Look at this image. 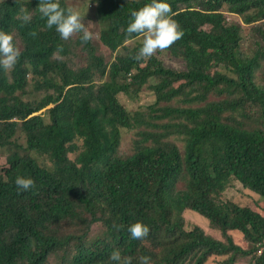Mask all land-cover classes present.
Wrapping results in <instances>:
<instances>
[{"label": "trees", "instance_id": "obj_1", "mask_svg": "<svg viewBox=\"0 0 264 264\" xmlns=\"http://www.w3.org/2000/svg\"><path fill=\"white\" fill-rule=\"evenodd\" d=\"M148 2L92 0L83 43L49 28L39 0H0L21 53L0 69V264H116L114 249L131 264H264V0H168L184 34L138 61L143 35L126 28ZM144 91V107L120 100ZM232 181L259 210L225 196Z\"/></svg>", "mask_w": 264, "mask_h": 264}, {"label": "clouds", "instance_id": "obj_2", "mask_svg": "<svg viewBox=\"0 0 264 264\" xmlns=\"http://www.w3.org/2000/svg\"><path fill=\"white\" fill-rule=\"evenodd\" d=\"M99 3V0H96ZM38 9L42 17H46L49 28L55 27V31L63 39H68L74 33L80 34L83 43L93 37L89 21L85 24V14L76 7L65 8L59 0H39ZM132 19L126 28L129 34L143 35L135 59L140 61L145 57H151L157 50L167 49L176 40L183 36V29L173 18L171 6L168 0H149L143 7L131 13ZM20 50L14 43L12 33L0 30V69L10 70L18 62ZM15 184L18 191H28L33 185L31 177L17 176ZM128 233L134 239H141L148 235V225L136 221L128 226ZM109 259L116 264H131V257H122L118 249H114ZM140 264H149L151 257L142 255L139 257Z\"/></svg>", "mask_w": 264, "mask_h": 264}, {"label": "rangeland", "instance_id": "obj_3", "mask_svg": "<svg viewBox=\"0 0 264 264\" xmlns=\"http://www.w3.org/2000/svg\"><path fill=\"white\" fill-rule=\"evenodd\" d=\"M71 2L73 3L74 7L78 8L81 11L82 14H85L86 24L90 21L92 24L89 25V28L92 31H95V12L93 11L94 9L91 4L92 0H72ZM160 59L166 67L182 71L185 70V65L180 60L165 56H161ZM120 100L125 105V108L127 110H134L139 107H144L153 102L152 94L148 93L147 91H144L141 94V98L137 102L129 101L123 95L120 96ZM128 138L129 137H126V139ZM126 147L129 148V145H127ZM224 194L227 198L239 202L242 205H250L256 209L259 208L257 203L261 201V198L255 193L245 189L243 185L241 183H238L237 181H232L225 190ZM184 219L188 228L196 225L202 228L205 233L212 235L213 237L218 239L222 238L219 232L211 230L208 226V222L198 214L186 211L184 213ZM94 231L96 232L97 228H95ZM234 238L236 243H238L239 245L243 246L244 248L248 247V243L244 240V237L242 235L234 234ZM207 264H216V261L214 259H211ZM238 264H249V260L241 259Z\"/></svg>", "mask_w": 264, "mask_h": 264}]
</instances>
